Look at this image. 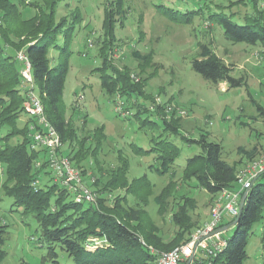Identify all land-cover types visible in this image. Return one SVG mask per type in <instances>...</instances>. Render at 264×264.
<instances>
[{
  "label": "rangeland",
  "instance_id": "1",
  "mask_svg": "<svg viewBox=\"0 0 264 264\" xmlns=\"http://www.w3.org/2000/svg\"><path fill=\"white\" fill-rule=\"evenodd\" d=\"M10 1L17 5L18 16L23 20L37 16L33 5L41 3V0ZM109 1L63 0L56 14V22L66 21L57 44L65 47L68 37L71 51L60 105L71 122L72 136L64 142L62 152L73 156L80 143H86L90 156L79 162L85 184L98 197H108L109 207L120 200L129 211L145 210L141 226L155 227L162 241L168 243L179 234L172 219L176 210L192 202L197 208L191 214L202 224L217 197L184 178L188 158L201 154L202 149L184 140L182 134L194 139L207 134L210 141L221 144L223 159L237 163L238 170L264 152V116L258 110V105L264 108V50L261 46L227 39L222 25L207 19L209 13L220 8L241 18L246 13L253 14L249 0H244V4L235 3L237 0H126L108 60L128 72L134 83H141L144 95L138 100L118 97L114 102L96 71L102 63L101 50L108 41L103 20ZM259 2L264 8V0ZM157 5L182 11L200 7L204 10L191 23H183L170 20L157 10ZM12 23L11 18H0L5 29ZM71 25L73 30L68 29ZM60 50L50 49L53 63L58 62ZM209 50L231 65L233 75L244 77L247 84L230 88L225 81L215 84L196 72L192 67L194 58L206 55ZM133 101L149 107L162 104L166 117L178 121L180 135L164 131L156 115L143 118L148 117L158 125L141 126L140 120L133 117L136 109L126 111ZM26 117L24 112L21 126ZM6 132L8 128L0 129L1 135ZM95 136L102 137L101 144ZM164 138L181 149L179 157L168 167L155 154L138 155L132 150L133 145L148 150ZM44 174L43 186L56 182L50 171ZM144 175L149 179L148 188H141L140 179ZM5 178V164L0 162V225L6 230L2 264H55L48 256V244L39 241L41 228L36 218L24 215L23 209L14 205L13 197L5 193ZM261 181L264 182V177ZM164 188L169 194L158 200ZM140 194L144 200L137 198ZM137 223L130 222L134 226ZM261 227L257 223L251 229L244 264H264ZM235 230L233 225L223 236L229 238ZM56 252L59 264L72 262L59 246Z\"/></svg>",
  "mask_w": 264,
  "mask_h": 264
},
{
  "label": "trees",
  "instance_id": "2",
  "mask_svg": "<svg viewBox=\"0 0 264 264\" xmlns=\"http://www.w3.org/2000/svg\"><path fill=\"white\" fill-rule=\"evenodd\" d=\"M62 1L41 0L40 4L33 5L37 9V16L31 20H23L18 16L15 3L10 0H0L2 11L0 18H11L13 21L11 24L13 26L9 25L6 29L0 25V129L8 128V132L0 134V162L5 164L6 175L3 183L4 191L13 197L14 205L21 207L24 215H33L36 218L41 228L39 241L48 244V256L55 264H59L56 246L72 259L68 264H156V255L151 253L149 247L164 251L187 242L191 231L201 225L191 214L197 205L190 201L191 206L187 207L184 204L173 213L172 219L178 227L179 234L165 243L156 233L155 227L141 226L142 213L145 211L143 209L129 211L120 200H116L114 205L109 207L106 202L110 199L101 195L97 204L76 203L70 191L58 182L45 186L41 184L44 173L47 171L52 173V171L49 169L45 151L32 149L30 137L32 118L29 117L24 106L26 97L21 90L23 78L17 53L23 49L29 57L33 79L37 85L35 87L44 104L46 117L55 127L64 144L72 136L71 122L65 117L60 105L71 51L68 48L70 42L68 37L65 39V47L57 44L58 36L62 33L66 22L65 19L56 22V14ZM125 2L126 0H110L104 9L103 27L108 41L101 50L102 63L96 68L100 73L103 88L114 102L118 101V97L119 99L137 97L138 100L144 95L141 83H134L128 72L118 69L108 60L110 45L114 42L116 24L120 21ZM241 2L246 3L244 0L235 1V3ZM249 2L253 6V14L246 13L241 18L237 13L233 12L229 15L220 8L209 13L207 19L222 25L227 39L236 43L261 46L264 50V8H261L259 0H249ZM156 8L170 20L183 23H191L204 10L200 7L182 11L164 5H157ZM68 29L73 30V26ZM53 47L61 49L57 63H53L49 55ZM192 67L215 84L225 81L230 88L247 84L244 77H235L232 66L212 50L206 52L204 56L194 58ZM144 100L148 101V99ZM152 104L154 105V102L150 105ZM130 108L136 109L133 117L140 120L141 126L158 125L148 117L143 118L144 115H156L161 120L164 131L180 135L178 121L166 117L162 104L149 107L145 103L134 102L126 111L129 112ZM258 110L259 114L264 116V108L258 105ZM24 112L28 117L21 126ZM14 138L19 140L13 143ZM101 138L99 136L96 138L97 143H102ZM182 138L189 143L198 144L202 149L201 154L187 160L183 171L187 181H195L198 186L212 195L225 188L235 187L237 163L223 159L220 143L210 141L207 134H201L198 139L182 134ZM85 145L86 143L81 142L73 156L66 154L78 168H81L79 162L90 156ZM132 150L138 155L155 154L165 167L173 164L181 154V149L165 138L158 139L148 150L137 145H133ZM38 161L40 165L36 166ZM262 177L264 173L251 187L234 234L228 238L227 247L212 260V264H244L247 259L246 247L249 235L252 227L257 223L262 226L264 243V182L259 180ZM140 180L143 181L141 188L149 187L147 175ZM168 186H172V183ZM165 188L157 196L158 200L169 194ZM137 198L144 200L141 194ZM131 221L138 223L134 226L130 224ZM5 233V227L0 225V264L6 255L2 248ZM92 238L106 239L107 242L104 246L91 250L87 245Z\"/></svg>",
  "mask_w": 264,
  "mask_h": 264
},
{
  "label": "built area",
  "instance_id": "3",
  "mask_svg": "<svg viewBox=\"0 0 264 264\" xmlns=\"http://www.w3.org/2000/svg\"><path fill=\"white\" fill-rule=\"evenodd\" d=\"M17 59L21 62L20 72L23 78L21 90L26 97L25 110L32 118L30 123L32 149L45 151L55 181L70 191L76 203L97 204L99 199L97 193L85 184L80 169L62 152V139L46 117L44 104L35 87L29 57L22 50L17 53ZM39 165L38 161L36 166ZM262 173L264 152L237 171L234 188H225L217 193L210 210V218L191 231L187 242L164 251L149 247L151 253L156 255V264H212V260L228 245V238L223 236L224 231H215L224 226L226 219L230 224L236 219L243 194L249 193ZM106 242V239L92 238L87 248L95 250L104 246Z\"/></svg>",
  "mask_w": 264,
  "mask_h": 264
},
{
  "label": "water",
  "instance_id": "4",
  "mask_svg": "<svg viewBox=\"0 0 264 264\" xmlns=\"http://www.w3.org/2000/svg\"><path fill=\"white\" fill-rule=\"evenodd\" d=\"M247 198H248V192H245L240 200V207H239V213L236 217V219L230 224V225H227V226H223L221 228H219L218 230H216L215 232H220V231H225L226 229H228L229 227L233 226V225H237L238 221H239V218L243 212V209H244V206L246 204V201H247ZM190 262V260L188 261Z\"/></svg>",
  "mask_w": 264,
  "mask_h": 264
},
{
  "label": "crops",
  "instance_id": "5",
  "mask_svg": "<svg viewBox=\"0 0 264 264\" xmlns=\"http://www.w3.org/2000/svg\"><path fill=\"white\" fill-rule=\"evenodd\" d=\"M262 154V153H261ZM260 155V154H259ZM263 178V177H262ZM261 178V179H262ZM261 179H259L260 181H261ZM258 180V179H257ZM217 195V194H216ZM216 198V197H215ZM210 218V213H209V215L207 216V218L202 222V223H204V222H206L208 219ZM230 221L228 220V219H226L225 220V224H224V226H227V225H230V223H229Z\"/></svg>",
  "mask_w": 264,
  "mask_h": 264
}]
</instances>
